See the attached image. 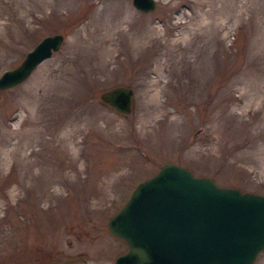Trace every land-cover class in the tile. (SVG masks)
Wrapping results in <instances>:
<instances>
[{
  "label": "rangeland",
  "instance_id": "374dc122",
  "mask_svg": "<svg viewBox=\"0 0 264 264\" xmlns=\"http://www.w3.org/2000/svg\"><path fill=\"white\" fill-rule=\"evenodd\" d=\"M130 3L0 0V71L63 36L0 90V264H109L107 217L166 161L264 194V0ZM117 85L125 114L98 99Z\"/></svg>",
  "mask_w": 264,
  "mask_h": 264
},
{
  "label": "water",
  "instance_id": "95a60500",
  "mask_svg": "<svg viewBox=\"0 0 264 264\" xmlns=\"http://www.w3.org/2000/svg\"><path fill=\"white\" fill-rule=\"evenodd\" d=\"M155 0H131L140 12ZM62 34L40 38L17 65L0 71V90L27 78L42 59L56 51ZM133 92L126 86L101 91L99 101L125 114ZM127 199L107 217V234L121 239L126 249L109 264H254L264 248V194L217 186L166 161L136 181ZM84 261L80 256L42 264ZM14 264V263H10Z\"/></svg>",
  "mask_w": 264,
  "mask_h": 264
}]
</instances>
